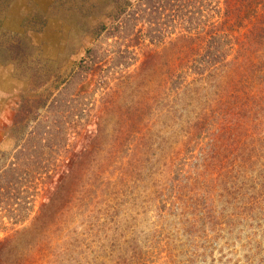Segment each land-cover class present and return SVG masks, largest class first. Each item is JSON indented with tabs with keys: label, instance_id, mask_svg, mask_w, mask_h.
<instances>
[{
	"label": "trees",
	"instance_id": "trees-1",
	"mask_svg": "<svg viewBox=\"0 0 264 264\" xmlns=\"http://www.w3.org/2000/svg\"><path fill=\"white\" fill-rule=\"evenodd\" d=\"M107 3L105 18L96 25L94 40L83 57L64 79L53 80V154L68 152L71 136H77L84 122L97 127L84 129L96 147L67 155L70 169L63 167L50 202L40 208L30 226L0 242V264H75L82 257L89 264H99L120 227L124 233L137 229L129 208L134 203L142 206L146 199L134 196L132 183L160 196L168 178L179 179L176 186L188 189L190 201H195L196 218L203 212L228 224L231 218L236 220L229 205L237 207L236 217L264 220V0ZM137 63L136 72H126ZM161 66L165 69L158 87L155 76L160 75ZM144 89L150 98L142 97ZM136 92L140 94L135 102H126ZM161 100L167 104L164 119L175 120L177 128L170 125L159 132L148 127L145 108L155 106L157 111ZM156 113L161 117L162 111ZM10 131L16 147L10 163L0 165V209L14 199L5 211L12 224H25L27 214L17 208L20 201L15 198L22 197L16 189L24 194L23 209L30 210L27 182L35 173L48 172L50 166L36 162L31 154L41 146L42 133L36 130L29 133L33 150L24 159L20 113ZM177 131L180 142L179 138L174 141ZM103 140L110 147L107 151L101 149ZM197 164L202 169L188 175ZM120 167L121 173H116ZM148 167L151 184L146 186L148 175L130 172L134 168L145 172ZM189 177L191 186L184 181ZM218 190V202L226 207L218 214L214 210L213 216L214 208H209L213 201L208 198ZM129 197L134 203H129ZM184 211L179 207L174 211V222L181 228L176 232L195 240L198 225L185 220L188 213ZM101 215L115 219V226H101ZM97 228L101 229L98 235ZM151 239L154 243V235ZM125 242L129 245L128 237ZM177 242L186 245L181 237ZM191 255L188 264L198 263L200 254ZM256 264H264V257Z\"/></svg>",
	"mask_w": 264,
	"mask_h": 264
},
{
	"label": "rangeland",
	"instance_id": "rangeland-1",
	"mask_svg": "<svg viewBox=\"0 0 264 264\" xmlns=\"http://www.w3.org/2000/svg\"><path fill=\"white\" fill-rule=\"evenodd\" d=\"M107 1L0 0V165L4 162L5 165L9 164L15 151V134H11L10 130L15 123L16 114L20 113L23 128H25L23 144L27 151L24 159H29L28 150H33L29 147V144H33L29 133L36 130L38 133H42L39 135V143L42 147L39 145L40 149L38 148L31 154L36 162L50 166L48 172L35 173L31 177L32 181L27 182L29 196L32 197V202L29 204L30 210L23 209L26 205L24 194L18 188L16 189L22 197V200L15 198V201H20L17 202L19 204L17 208L19 211L24 210L20 213L27 214L26 222L22 221L25 224H21V222L12 224L8 212L5 211V208L8 209V206L13 205L11 202L14 199L6 206L2 205L0 209V242L13 236L18 230L30 226L40 208L50 202L61 175L64 174L61 173L64 170L63 167L67 171L70 169L72 161L69 159L67 163L68 154H76L84 149L94 150L96 147V144L91 143L85 137L87 133L84 129L95 130L97 127L94 123L84 122L83 126L79 128L77 136H71L68 152L65 149V151L61 150L53 154V80L55 81L57 77L64 79V76L68 75V71L83 57L85 49L94 40L93 33L96 25L105 18L109 4ZM160 64L166 65L164 62ZM138 68L139 63L131 66L126 72L133 74ZM164 69L165 67L161 66L160 75L155 76L158 87H161L160 81L163 80ZM146 91L147 89H144L140 92L142 97L148 99L151 96L146 94ZM140 92H136L126 102L134 103ZM158 107L157 111L155 106L152 109L151 107L145 108L144 117L149 121L148 127L159 132L164 131L170 125V129L177 128L175 120L164 119L165 111L163 109L167 107L166 102L159 101ZM95 110L96 108L93 111ZM161 111L162 115L159 117L156 112ZM146 120L144 124H146ZM161 120L163 121L160 123ZM111 131L113 132L114 128H111ZM178 132L175 133L174 141L179 138L178 142H180L182 140L181 133L178 134ZM130 141L135 145L134 141ZM101 149L106 151L110 149L105 145L104 140ZM53 158H56L54 172ZM123 165L122 163L121 166ZM201 169L197 164L195 170L187 172L188 175L195 174ZM121 170L120 167L116 173H121ZM36 171L38 172V170ZM141 171L134 168L130 173L148 175L144 184L146 186L148 183L151 184V181L147 182L151 175V167H148L145 172ZM156 179L159 184H162L161 177ZM184 181L191 186V177L187 180L184 178ZM178 182L179 179L172 182L168 178L165 182L166 185L163 184V189H161L163 193L160 196L151 193V190L144 186L137 188L133 187V183L129 185L135 192L134 196L139 199L142 195L146 199V202L141 203V206L134 203V200L129 197L131 201L129 203L135 204L134 206L130 204L129 211L132 208L131 212L134 216L132 224H136L137 229L134 232L128 230L124 233L120 227L116 235L113 234L110 238L108 243L110 247L106 248V255L104 252L99 257V264L101 262L102 264H188L192 261V259H188L193 256L192 252L194 255L196 252L201 255L197 256L199 262L195 261L194 264H256L261 257H264L263 219L259 220L256 217L252 220L251 218L236 217L239 212L237 207L233 206L232 208L229 205H227L228 210L235 215L236 220L231 218V222L228 224H226V219L222 220L221 224L216 221L215 217L204 216L203 212L196 218L195 201L194 199L190 201L188 189L176 186ZM220 194L221 192L218 190L214 197L208 198L213 201L212 206L209 207L210 209L214 208L213 216L214 210H216L215 214H218L226 207L225 202H218L221 198ZM225 198L226 196L223 199ZM165 205L166 208H164ZM177 207L179 210L184 208V212L188 213L185 220H192L198 225L196 227L199 229L197 232L199 236L195 240L185 236L183 231L176 232L177 229H181L179 224L174 222V211H177ZM143 210L145 214H143ZM179 217L183 219V212ZM115 221L111 217L101 215V226L114 227ZM126 221L129 223L128 220ZM121 225L125 228L123 224ZM100 233L101 229L96 232V235ZM177 233H180L177 237H181L182 242L186 245L180 246L177 242ZM153 235L154 243L151 239ZM104 237L105 234L98 239L102 240ZM125 237H128L130 246L125 242ZM208 240V243L205 242ZM17 251H23V249L18 248ZM74 262L75 264H89L85 257Z\"/></svg>",
	"mask_w": 264,
	"mask_h": 264
}]
</instances>
